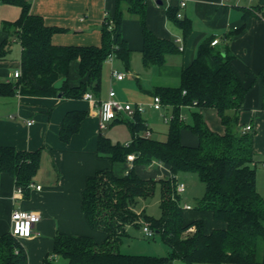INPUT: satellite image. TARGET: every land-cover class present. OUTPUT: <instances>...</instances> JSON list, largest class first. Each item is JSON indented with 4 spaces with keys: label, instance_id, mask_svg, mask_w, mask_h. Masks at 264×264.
Segmentation results:
<instances>
[{
    "label": "trees",
    "instance_id": "1",
    "mask_svg": "<svg viewBox=\"0 0 264 264\" xmlns=\"http://www.w3.org/2000/svg\"><path fill=\"white\" fill-rule=\"evenodd\" d=\"M21 6L20 17L5 22L22 45V74L15 81H1L0 95L21 93L35 96L84 98L86 92L100 95L102 71L106 57L115 52L127 66L132 51L122 38L123 5L140 15L143 25L144 46L142 61L145 67L161 65L169 53L179 52L174 40L158 37L146 25V5L142 0H117L115 12L103 22L101 45L57 44L53 36L64 29L46 24L40 14L31 11V0H0ZM185 33L191 29L190 21L179 16V7L169 10ZM12 38L0 45V57L10 51ZM233 55L225 47H216L207 41L199 47L193 62L185 67L177 87H157L165 106L173 107L166 139L147 136L143 131L148 124L140 112L134 118L118 116L116 121L126 122L132 130V140L127 144L114 142L101 134L99 154L114 163L126 162L135 154L133 166L124 175L113 169H99L88 177L83 190L82 209L89 224L105 232L103 242L92 235H75L59 232L54 237V247L45 257L47 264H59L55 258L63 256L67 264H173L175 258L186 264H264V197L257 188L255 166V134L244 131L239 123L240 112L249 90L244 77L233 63ZM79 61V85L69 83L71 63ZM264 78V70L261 73ZM67 77L62 88L54 83ZM185 106L214 107L217 109L224 133H218L207 124L203 114L194 110L193 121L183 118ZM87 116V111L71 110L60 126V138L68 142L77 133ZM184 129L198 137L196 145L182 141ZM102 131V130H101ZM42 151L19 150L14 146H0V171L11 173L17 185L28 195L41 166ZM153 162L166 164L171 175L144 177L138 165ZM185 172L198 174L205 184L204 196L196 209L208 212L219 226L208 230L204 218L186 221L187 209L177 191L178 175ZM182 181V180H180ZM161 183L162 216L155 218L145 211H137L141 197L152 195ZM148 223L172 248L165 256L131 254L120 246L127 236L129 225L142 227ZM195 227L194 231L188 228ZM51 254L56 257L50 258ZM0 264H29L28 253L21 240L11 232L0 238Z\"/></svg>",
    "mask_w": 264,
    "mask_h": 264
},
{
    "label": "crops",
    "instance_id": "2",
    "mask_svg": "<svg viewBox=\"0 0 264 264\" xmlns=\"http://www.w3.org/2000/svg\"><path fill=\"white\" fill-rule=\"evenodd\" d=\"M142 1L146 5L147 27L158 37L174 40L179 52L167 54L164 64L145 67L142 61L144 37L141 17L123 2L122 38L132 51L130 64L127 66L117 56L113 62H105L100 95L95 97L99 101L106 99L113 87L122 100L133 104L143 103L145 111L141 115L151 125L152 136L160 137L163 127L149 121L155 111H161L151 105L155 89L179 86L183 69L193 62L201 44L218 38L220 42L216 47L228 49L234 57V65L249 86L239 123L243 127L252 124L256 131L257 188L264 197V78L261 75L264 70V0H184L186 5L183 7L179 4L181 0ZM116 6L117 0H31L33 13L42 15L46 24L64 29L54 34L53 41L69 45H101L105 13L111 15ZM178 7L179 16L190 21L188 33L169 14L170 9L174 11ZM21 11L19 5L0 2V45L9 37L13 41L8 54L0 57V82L15 81L14 72L21 68L22 45L16 37L11 36V31L4 28L5 22L16 21ZM112 68L124 72L125 78L113 79ZM81 81L79 61L74 60L69 83L76 86ZM162 109L173 114L170 105H164ZM71 110L87 111V116L80 130L65 142L60 138V126ZM194 110L203 114L213 131L224 133L225 126L216 108L185 106L182 114L187 118L191 115L193 120ZM32 119L34 122L28 124ZM117 123L120 121L109 127L115 129ZM168 131L169 127L166 135ZM130 132L127 143L132 139L131 129ZM101 134L112 139V134L99 129V105L85 98L35 96L19 92L0 95V146L42 151L41 166L34 179L36 184L42 185L40 190L32 188L28 195L17 194L14 198L19 186L15 177L9 172L0 171V238L4 233L11 232L14 209H32L41 213V219L34 225L35 234L20 239L27 250L29 264H47L45 257L52 252L54 237L59 232L92 235L98 242L104 241L105 232L93 228L82 209L83 190L88 177L97 170L113 169L116 174L124 175L133 166V161L114 163L99 154ZM182 141L187 145H196L199 140L190 130L184 129ZM137 170L144 177L161 175L150 172V169L147 171L146 165H138ZM196 218H204L208 230L219 226L210 213L199 210L195 214L187 212L185 219L188 222Z\"/></svg>",
    "mask_w": 264,
    "mask_h": 264
},
{
    "label": "rangeland",
    "instance_id": "3",
    "mask_svg": "<svg viewBox=\"0 0 264 264\" xmlns=\"http://www.w3.org/2000/svg\"><path fill=\"white\" fill-rule=\"evenodd\" d=\"M17 45L14 44L15 49L17 50ZM116 59V56L114 60ZM164 114H171L170 112H166L165 109L161 111H155L153 116L149 118L151 124L156 122V124H160L162 126V130L159 133L160 137H154L158 139H166L167 128L169 127L170 122H166L164 119ZM187 118V115H185ZM187 121H193L191 115L187 118ZM116 128L113 129L112 126L104 129L103 132L106 134H112V140L115 142H120L122 144H127L128 141L126 139L130 138V128L126 122H120L115 124ZM114 125V126H115ZM151 126V125H150ZM148 125V129H151ZM144 133L146 130L143 131ZM132 140V139H131ZM130 140V141H131ZM129 141V142H130ZM147 171L150 169V172H159L161 173L160 177L168 178L170 169L162 163H151L150 165H146ZM179 179L186 182L187 188L181 194V203L184 207L186 204H190L193 208L196 206L198 200H200L205 193V184L202 182L198 174L194 172H185L179 174ZM161 196H162V187L161 183L157 184V188L155 192L147 197H141L139 199L137 205V211L142 212L145 211L148 215H151L155 218H160L162 216V208H161ZM190 214H195L196 209L191 211L187 210ZM186 212V215H187ZM185 215V217H186ZM128 235L124 236L123 242L120 246V249L123 252L131 253V254H144V255H156V256H165L170 255L172 253V248L168 243L164 241L162 235L158 232L155 233L154 236L149 237L146 236L143 232L142 227H136L134 225H129L128 227ZM55 262L59 264H67L68 260L59 256L55 258ZM173 264H186L182 259L175 258Z\"/></svg>",
    "mask_w": 264,
    "mask_h": 264
},
{
    "label": "built area",
    "instance_id": "4",
    "mask_svg": "<svg viewBox=\"0 0 264 264\" xmlns=\"http://www.w3.org/2000/svg\"><path fill=\"white\" fill-rule=\"evenodd\" d=\"M180 6H185L186 1L181 0ZM180 15V14H179ZM109 16L108 13H105V19ZM220 42L218 38L214 39L212 41V45H217ZM182 49V48H181ZM116 54L115 52L109 53V55L106 57L105 62H113ZM22 74L21 68L15 70L14 77L18 78ZM112 78L117 80H122L125 78L126 74L124 72L119 71L117 68H112L111 72ZM84 98L91 101L92 103L99 105V129L104 130L109 127V125L118 117V116H127L129 118H134V115L137 112H144L145 111V105L143 103H137L133 104L132 102L124 101L117 95L115 89L112 87L109 91V95L106 99L98 100L95 95L92 92H86L84 95ZM151 105L156 110H162L164 103L162 101V98L159 94H155L152 97ZM164 119L166 122H170L173 118V114H164ZM183 118L185 116L181 115ZM34 120H29L28 124H32ZM253 129L252 124H247L243 130L249 131ZM145 134L147 136L152 135V130L147 129ZM136 155L129 154L128 160L133 161ZM30 187L35 188L37 190H40L42 188L41 184H36L34 181L30 183ZM187 185L185 181H178L177 184V191L178 193H183L186 191ZM23 188L21 186H18L16 189V193L14 195V198L17 197V194H22ZM187 209H191L192 206L190 204H186ZM12 227H11V233L16 236L19 239L24 238H30L35 234L34 225L37 221L41 219V213L37 210L32 209H21L17 208L14 209L12 212ZM143 232L146 236L152 237L155 235V230L148 224L145 223L142 226ZM195 227L188 228V231H194ZM50 258L56 257L55 254H51L49 256Z\"/></svg>",
    "mask_w": 264,
    "mask_h": 264
},
{
    "label": "water",
    "instance_id": "5",
    "mask_svg": "<svg viewBox=\"0 0 264 264\" xmlns=\"http://www.w3.org/2000/svg\"><path fill=\"white\" fill-rule=\"evenodd\" d=\"M161 2V1H160ZM67 80V77H62L60 78L59 80H57L55 83H54V87L57 88V89H60L63 87L64 85V82ZM60 97L62 96V92H60L58 94Z\"/></svg>",
    "mask_w": 264,
    "mask_h": 264
}]
</instances>
